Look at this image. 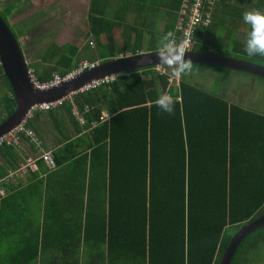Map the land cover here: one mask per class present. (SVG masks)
Returning <instances> with one entry per match:
<instances>
[{"label":"trees","instance_id":"1","mask_svg":"<svg viewBox=\"0 0 264 264\" xmlns=\"http://www.w3.org/2000/svg\"><path fill=\"white\" fill-rule=\"evenodd\" d=\"M96 2L93 8L97 18H90L92 31L108 33V56L102 62L120 54H138L142 48L136 45L140 42L133 49L127 42L122 48L130 51L126 54L115 47L111 31L115 23L110 21L114 23L111 27H102L99 17L109 15L99 13ZM180 8L167 32L176 34ZM252 9L264 10V0H222L216 9L215 26L197 32L195 50L260 64L255 59L263 61L264 57H248L244 52L249 30L245 40L237 38L236 30L218 31L225 20L239 21L241 27L245 24L242 14ZM1 13L19 38L21 23L10 25L9 21L12 7ZM124 16L117 14L116 19ZM210 34L216 39H210ZM46 46L53 50L56 47L54 43ZM156 46H150L148 52H155ZM69 59L62 58L58 69L51 65L49 71L37 73L32 64L30 68L44 83L53 73L65 76L82 60H88L79 58L74 65L77 61ZM166 70L161 73L149 67L126 72L113 84L78 93L62 105L84 115V130L100 122L104 111L108 115L92 131L94 149L83 155L91 159L90 175L82 188L88 200L79 205V238L84 235L85 243L100 247L112 264H220L232 238L245 225L264 216H259L264 208V114L231 104L183 78L179 86L171 85L172 75ZM5 80L10 94L2 102L5 113L10 115L17 102ZM166 91L181 99L172 115L161 112L154 104L158 94ZM18 144L0 146V157L11 156V173L22 167L15 155ZM1 162L6 166L5 161ZM5 175L7 171L1 170L0 178ZM51 213L47 212L45 219L55 223ZM234 227L229 236L227 229ZM232 264H264V228L242 242Z\"/></svg>","mask_w":264,"mask_h":264},{"label":"crops","instance_id":"2","mask_svg":"<svg viewBox=\"0 0 264 264\" xmlns=\"http://www.w3.org/2000/svg\"><path fill=\"white\" fill-rule=\"evenodd\" d=\"M94 1H97L99 13L105 12L108 15V10L113 11L115 26L111 31L114 45L119 49L127 42H130L133 49L138 39L143 40L139 29H147L148 48L139 49V53H146L150 51V46L157 45L160 37L167 33L168 25L175 23L181 4V0H127L131 3L130 9L123 11V0H5L0 2V13H6L12 7L10 25L21 23L18 42L29 68L32 64L39 73L45 69L49 71L51 65L58 69L62 58L75 55L77 52L73 50L74 47L77 48L80 38L85 39L84 47L88 44L91 49L97 42L105 45L108 43V33L101 31L96 34L92 31L90 18H97L96 8H93ZM127 13L131 22H126L125 16L116 19L117 14ZM105 19L112 21L109 16ZM33 20H36L35 24L31 23ZM122 22L134 29L129 31L128 28H123ZM77 28L78 32L82 29V36L76 34ZM98 38L103 40L99 41ZM48 43H54L56 49L46 48ZM68 44L72 46L69 51L66 50ZM122 52L130 53L123 49ZM107 56L105 51L98 58L89 60L101 63ZM70 60L73 62L72 58ZM79 62L73 64L77 65ZM1 68L0 65V73ZM169 73L171 74L170 70ZM4 78L0 75V88L6 85ZM6 94H10L9 89L0 93L3 112L2 98ZM65 106L35 113L28 126L36 133L41 144L22 136L15 151L22 172L9 177L14 171L9 168L8 159L11 156H7L8 159L0 157V171H7V176L0 178V264H112L107 257L104 258L100 247L85 243L84 235L79 238V205H85L88 200L87 195L82 194V188L86 176L90 175L91 159L84 158L83 155L94 149L91 143L95 126L91 125L88 130H84L86 122H80V119H85L84 115L76 116L75 111ZM106 113L104 111L102 114ZM100 122H96V126ZM70 144L73 146L67 149ZM46 152H50L54 160H59L61 164L58 165L56 161V167L51 169L41 159V155ZM2 160L7 163V167ZM30 163L33 166H28ZM25 166L27 167L23 169ZM49 211L52 212L50 218L55 223L45 219Z\"/></svg>","mask_w":264,"mask_h":264},{"label":"water","instance_id":"3","mask_svg":"<svg viewBox=\"0 0 264 264\" xmlns=\"http://www.w3.org/2000/svg\"><path fill=\"white\" fill-rule=\"evenodd\" d=\"M185 59H190L193 64L222 67L264 79V65L250 60L196 50L186 52ZM158 63L156 51L120 56L101 62L95 68L74 75L56 86L40 89L31 79L29 65L15 34L0 15V65L17 102L16 110L0 124V138L19 126L36 105L66 100L92 81L115 73L156 67ZM262 228H264V216L245 225L232 238L220 264H232L242 242Z\"/></svg>","mask_w":264,"mask_h":264},{"label":"rangeland","instance_id":"4","mask_svg":"<svg viewBox=\"0 0 264 264\" xmlns=\"http://www.w3.org/2000/svg\"><path fill=\"white\" fill-rule=\"evenodd\" d=\"M5 0H0V2H4ZM59 4V3H57ZM130 1L123 0L122 1V7L123 11L129 10L130 9ZM60 5V4H59ZM220 6V4H218ZM217 6V7H218ZM31 7L33 5L31 4ZM1 8V7H0ZM2 15L4 13H1ZM108 15L113 21L115 16H113V11L108 10ZM222 16V14H221ZM217 18V16L215 15ZM216 18L214 19V24L216 23ZM99 19L102 20V27L108 28L111 27L114 23L110 22V20H106L105 17L100 16ZM125 20L126 22H131L130 15L127 13L125 15ZM125 22V21H124ZM123 28H130L128 27V23H124ZM234 22V23H233ZM230 21V20H225L224 27H218V31H222L223 29H228L230 30H236L237 32V38L240 40H245L246 37V31L249 30V26L244 24L241 27L239 26V21ZM32 24L36 23V20H33L31 22ZM70 24L69 22H67ZM238 23V24H236ZM213 24L212 28L215 26ZM242 24V23H241ZM121 25V24H120ZM217 26L218 23L216 24ZM68 27V26H67ZM134 29V28H133ZM70 30V29H68ZM77 31V35L82 36V29L78 28L75 29ZM137 30V29H136ZM140 33L143 34V40L138 39L137 42H140V44L136 45L137 47L147 49L149 42L147 39L149 38V33L147 32V29H139ZM217 31V34H218ZM71 32V31H70ZM225 32V31H224ZM228 32V31H227ZM72 33V32H71ZM69 35V33H68ZM67 34L64 35L66 37ZM220 37V35H219ZM216 39V36L213 34H210V39ZM222 38V37H220ZM80 42L77 45V48L74 47L75 52H77L75 55L70 56V58L74 59V61H77L79 58L80 59H96L98 58L101 53H104L106 51V45L104 43H96V46L92 47V49L88 46L84 47V40L83 38H80ZM98 40H103L102 38H98ZM72 46L69 44L66 47V50L69 51ZM116 47V46H115ZM118 48V47H116ZM56 49V48H54ZM215 50V49H214ZM212 50V51H214ZM119 51V50H116ZM216 51V50H215ZM55 52V51H54ZM228 53V52H227ZM236 58V57H233ZM249 59V58H248ZM70 60V59H69ZM261 63L264 62V60H257ZM70 62H72L70 60ZM253 62V61H252ZM260 63V64H261ZM264 65V64H261ZM170 70V69H168ZM171 72V70H170ZM1 75V73H0ZM183 79L194 85L197 86L210 94L222 98L226 100L227 102L234 104V105H239L242 106L248 110L255 111L261 114H264V79L259 78L255 75L244 73V72H239V71H226L223 69H218L214 66H206V65H200V64H195L193 67V71L183 77ZM6 85H2L0 88V93L6 91L9 89L8 84L5 80ZM2 105V104H0ZM7 118V114L3 112V109L0 107V123ZM260 215H264V208L263 210L259 213ZM236 227L234 228H229L227 229L226 233L231 236ZM225 253V252H224ZM224 255V254H223Z\"/></svg>","mask_w":264,"mask_h":264},{"label":"built area","instance_id":"5","mask_svg":"<svg viewBox=\"0 0 264 264\" xmlns=\"http://www.w3.org/2000/svg\"><path fill=\"white\" fill-rule=\"evenodd\" d=\"M221 1L222 0H183L182 1V5L180 8V22L176 30V37L178 41L182 39L189 40L190 51L194 50L196 47L197 32L201 29H210L213 26L216 9L218 4L221 3ZM98 64L99 62L96 61L94 62L90 60H82L77 66V68L74 69L69 74L65 76H61L57 73H53L51 79L49 81H45L44 83H41L36 79L34 75V71L32 69H30L29 71L32 81L35 82L40 89H47L60 84L62 81L67 80L68 78L73 77L74 75L93 69ZM155 70L161 73L167 72L165 67H160V66H156ZM118 77L119 76L110 75L102 79L92 81L90 84H87L86 86L81 88L74 95L78 93L91 91L107 85H111L117 80ZM170 82L171 85L175 83L178 86L181 83L180 80H177L174 77H171ZM74 95H72L70 98L67 99L72 101V97ZM179 100L181 99L179 98ZM64 101L65 100H61L54 103H46L32 107V109L28 112L25 119L22 121V123L19 126L15 127L13 130H11L10 132H8L7 134L3 135L0 138V146H3L5 144H18L20 141H22L23 135L32 139L37 144H41V140L37 137L33 129L28 127L29 122L34 118L35 113L48 112L57 109L63 105ZM74 111H75V115L79 116V113L76 108H74ZM106 118H108V115H103L100 118V121L103 122L105 121ZM80 122L82 124H85V119H80ZM96 124H97L96 122L92 123L93 126H96ZM41 159H43L51 169L56 167V161L54 160V157L50 152L43 153L41 155ZM28 166H33V165L32 163H30ZM26 167L27 166L23 167V169ZM18 172H22V167L15 173H10L9 177Z\"/></svg>","mask_w":264,"mask_h":264},{"label":"clouds","instance_id":"6","mask_svg":"<svg viewBox=\"0 0 264 264\" xmlns=\"http://www.w3.org/2000/svg\"><path fill=\"white\" fill-rule=\"evenodd\" d=\"M222 2V1H221ZM221 4V3H220ZM216 15V14H215ZM243 22L249 26L244 52L248 57H264V10L252 9L242 14ZM190 41L187 39L177 40L174 31H168L162 35L157 43L158 66L171 70V75L177 80L193 71L194 64L185 59V53L190 51ZM139 55V53H138ZM31 68H29L30 70ZM127 73H115L114 76L126 75ZM179 96H173L166 91L158 94L154 104L163 113L172 115Z\"/></svg>","mask_w":264,"mask_h":264},{"label":"flooded vegetation","instance_id":"7","mask_svg":"<svg viewBox=\"0 0 264 264\" xmlns=\"http://www.w3.org/2000/svg\"><path fill=\"white\" fill-rule=\"evenodd\" d=\"M194 50H195V49H194ZM1 73H2V74H1L2 78H4V76H3L4 74H3V70H2V68H1Z\"/></svg>","mask_w":264,"mask_h":264}]
</instances>
